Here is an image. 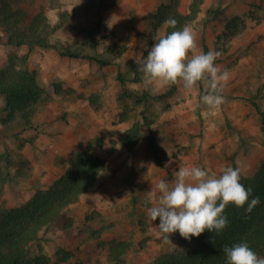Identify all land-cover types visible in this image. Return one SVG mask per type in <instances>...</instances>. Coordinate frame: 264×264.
I'll list each match as a JSON object with an SVG mask.
<instances>
[{"label": "rangeland", "instance_id": "374dc122", "mask_svg": "<svg viewBox=\"0 0 264 264\" xmlns=\"http://www.w3.org/2000/svg\"><path fill=\"white\" fill-rule=\"evenodd\" d=\"M4 1L31 16L44 12L49 41L114 60L102 66L53 48L14 47L0 22V70L12 52L28 55L41 87L29 123L10 120L0 94V213L51 186L84 150L107 161L79 201L40 232L30 257L117 264L111 244L125 241L123 264H151L183 246L202 204L264 163V0H206L177 35L179 45L159 55L157 39L168 23L154 36L151 15L169 0ZM192 3L182 0L179 10L189 13ZM205 46L219 61L200 78L176 77L169 99L147 103L124 95L120 76L133 90L164 92L171 71L200 67ZM136 124L141 132L128 147L124 139ZM150 128L162 165L148 145ZM257 264H264V252Z\"/></svg>", "mask_w": 264, "mask_h": 264}, {"label": "trees", "instance_id": "16d2710c", "mask_svg": "<svg viewBox=\"0 0 264 264\" xmlns=\"http://www.w3.org/2000/svg\"><path fill=\"white\" fill-rule=\"evenodd\" d=\"M205 1L193 0L190 12L182 13L179 10L182 0H169L151 15L154 36L163 23H168L166 35L157 39V55L162 54L167 47L179 45L177 35L186 32L188 23L197 18ZM47 18L44 12L31 16L26 9L15 7L8 1L0 5V22L8 36L9 45H28L31 50L36 47L53 48L61 57L96 62L102 66L113 64L114 60L49 41ZM27 60L28 55L10 54L8 65L0 70V94L6 97L10 120L29 123L37 113L41 87L36 71L27 67ZM218 61L211 60L208 47L205 46L200 67L190 73L171 71L169 88L161 93L133 90L126 86L127 78L120 76L124 95L138 102L167 100L177 91L176 77L200 78L207 68ZM260 112L264 129V111ZM141 128L140 124H136L129 129L124 139L126 146L137 141ZM147 141L155 162L162 165L161 151L152 128ZM106 166V159L92 153L90 149L84 150L70 169L51 186L39 189L21 206L0 213V264H51L46 254L30 257V245L38 241L45 227L60 219L66 207L79 201ZM2 180L3 171L0 168V194ZM127 248L125 241L112 242L111 260L123 264ZM263 252L264 163L253 176H243L238 184H226L219 194L202 204L195 231L184 240L183 246L159 256L151 264H257L258 255ZM65 257L68 259L70 254Z\"/></svg>", "mask_w": 264, "mask_h": 264}]
</instances>
